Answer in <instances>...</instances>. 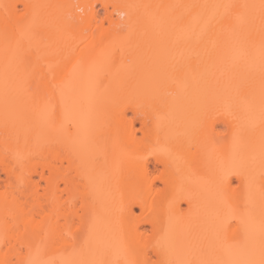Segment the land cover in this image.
<instances>
[{"label": "bare ground", "instance_id": "1", "mask_svg": "<svg viewBox=\"0 0 264 264\" xmlns=\"http://www.w3.org/2000/svg\"><path fill=\"white\" fill-rule=\"evenodd\" d=\"M0 264H264V0H0Z\"/></svg>", "mask_w": 264, "mask_h": 264}]
</instances>
